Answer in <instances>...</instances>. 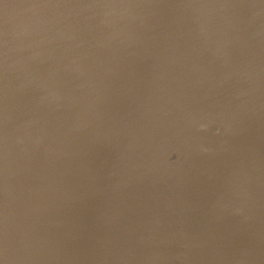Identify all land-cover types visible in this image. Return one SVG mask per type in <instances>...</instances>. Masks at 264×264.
Here are the masks:
<instances>
[{
    "label": "water",
    "instance_id": "water-1",
    "mask_svg": "<svg viewBox=\"0 0 264 264\" xmlns=\"http://www.w3.org/2000/svg\"><path fill=\"white\" fill-rule=\"evenodd\" d=\"M0 264H264V0H0Z\"/></svg>",
    "mask_w": 264,
    "mask_h": 264
},
{
    "label": "bare ground",
    "instance_id": "bare-ground-1",
    "mask_svg": "<svg viewBox=\"0 0 264 264\" xmlns=\"http://www.w3.org/2000/svg\"><path fill=\"white\" fill-rule=\"evenodd\" d=\"M52 5H53V2H51V3H50V7H49V8H51V7H52Z\"/></svg>",
    "mask_w": 264,
    "mask_h": 264
}]
</instances>
